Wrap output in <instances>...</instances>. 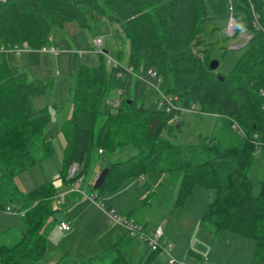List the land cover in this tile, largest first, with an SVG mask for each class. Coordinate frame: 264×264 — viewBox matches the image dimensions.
Listing matches in <instances>:
<instances>
[{
    "label": "trees",
    "instance_id": "1",
    "mask_svg": "<svg viewBox=\"0 0 264 264\" xmlns=\"http://www.w3.org/2000/svg\"><path fill=\"white\" fill-rule=\"evenodd\" d=\"M237 7L242 25L236 33L244 30L252 37L224 75L209 67L211 43L204 24L215 21L216 14L208 0H0V210L14 204L23 212L24 225L11 244L3 240L10 231L0 234V264H37L56 212L53 183L28 193L15 183L16 177L54 153L44 136L51 116L34 105L36 97L51 89V82L28 79L26 71L10 66L4 55L14 48L47 46L53 32L67 22L89 28L88 17L106 16L120 25L129 41L128 66L153 69L165 95L177 97L182 108L197 107L203 114L219 116L220 129L203 145L183 146L178 142L182 122L168 124L181 112H167L158 99L147 103L152 90L142 80L123 66L112 65L107 73L103 64L82 65L72 113L63 124L66 147L59 178L73 187L105 156L132 148L136 153L129 158L104 162L101 171L110 170L96 201L104 204V196L128 179L160 173L159 190L180 175L175 205L184 206L195 188L214 190L203 220L216 232L254 240L251 264H264V176L259 195L253 196L246 173L256 154L255 135L264 140V0H239ZM105 53H100L101 60ZM72 165L77 169L69 177ZM120 257L111 264H120Z\"/></svg>",
    "mask_w": 264,
    "mask_h": 264
},
{
    "label": "rangeland",
    "instance_id": "2",
    "mask_svg": "<svg viewBox=\"0 0 264 264\" xmlns=\"http://www.w3.org/2000/svg\"><path fill=\"white\" fill-rule=\"evenodd\" d=\"M208 4L216 14L215 21L204 24L206 39L211 43L209 57L220 63L216 72L228 75L244 52L238 49L241 45L238 48L236 45L244 43L247 34L244 30L238 34L235 32L233 37L226 33L231 4L235 7L237 27L242 25L241 11L237 7L239 0H208ZM88 23L89 28H81L76 22H67L62 28L56 29L47 44V47L58 50L55 54L23 47L19 53L7 51L4 55V60L10 66L25 70L28 79H48L51 82V89L36 97L34 105L38 109H46L51 116L44 128V136L52 143L54 153L15 179L16 185L24 193L47 182L54 185V227L48 233L44 256L37 264H111L120 256V264H141L147 260L148 264H198L197 256H211L214 252H219L223 260H228L227 264H251L255 252L254 240L227 232L216 236L213 225L202 219L205 214L202 212L215 197L214 190L198 187L185 200L184 206H176L170 203L171 195L166 193L165 188L156 189L162 174L152 173L144 179L125 180L118 190L106 194L104 204L107 206L104 209L100 207V201L95 200L99 190L94 189V184L100 173L96 179H93V173H89L73 187L72 192V186L66 185L59 178L66 147L63 124L72 112V94L81 66L95 67L103 64L109 73L113 65L109 59L112 58L124 68L131 67L127 65L129 41L120 25L108 16L101 19L88 17ZM98 39L102 40L100 47L95 45ZM103 51L107 53L101 60L100 53ZM118 51H122L120 57L117 56ZM79 53H82L81 56ZM157 99L158 94L151 91L147 103ZM179 122L183 126L178 142L186 147L198 146L217 134L221 118L201 111L182 112ZM134 152V149L128 147L120 149L118 154L99 160L102 163H96L94 170L100 172L108 159L124 160ZM73 166L69 169V177L74 174ZM246 173L252 180L253 196H258L264 176V151L253 156ZM141 194L146 195L141 202L135 203V197ZM60 202H63L61 206ZM109 205L124 220L128 205L131 208L139 207L148 215L145 221L149 230L154 231L164 225L163 241L172 245L169 254L152 255L143 238H129L127 231L110 221L106 214ZM7 206L12 211L0 210V234L10 231L3 240L11 244L24 230L21 218L23 212L18 211L14 204H4L5 208ZM65 219L72 222V227L63 232L59 225Z\"/></svg>",
    "mask_w": 264,
    "mask_h": 264
},
{
    "label": "built area",
    "instance_id": "3",
    "mask_svg": "<svg viewBox=\"0 0 264 264\" xmlns=\"http://www.w3.org/2000/svg\"><path fill=\"white\" fill-rule=\"evenodd\" d=\"M229 10H230V16L228 18L229 21H228L226 33L229 36L233 37V36H235V32L237 29V22H236V18H235V16H236L235 7L231 4ZM254 17H255V24L259 26L258 16L255 14ZM251 37H252V35L246 34L244 43L236 45V48H238V46H240V45L242 47ZM101 44H102L101 39H98L95 41L96 47H100ZM24 48L27 49V47H24ZM22 49L23 48H14L10 51L19 53ZM40 51L46 52V53H51V54H55L58 52V50L56 48L47 47V46L42 47L40 49ZM81 54L82 53H79L80 56H81ZM109 62H112V64L115 67L121 66L120 63L116 62L112 58L109 59ZM125 69L130 75L142 80L144 82L145 86L149 90H152L158 94L159 105L161 107H164L167 112H172L174 110L180 111L181 113L182 112H187V113H198L199 112L197 107H192L190 109L182 108L180 105H178L177 97H169V96L165 95L162 92V90L160 89L161 78H158L156 72L153 69H151V68L145 69L144 67H140L137 70L132 66L131 67H125ZM261 95L264 96V90H261ZM263 109H264V107H263ZM178 120H179V116L175 115L168 121V124L174 125L175 123H177ZM240 131L242 134H244L242 129ZM257 138L259 139L258 135H255V138H254L255 140L253 142L256 146L255 153H259L260 151H264V140H258ZM99 152L101 153L102 150H100ZM75 167H77V166L76 165L73 166V169H72L73 173H74ZM96 177H97V175L95 176V178ZM70 191L72 192V191H74V189H71ZM6 211L11 212L12 210L9 206H7ZM106 212H107V215H108L110 221L120 225L125 231H127V233L129 234L130 237L140 236L141 238H143L145 240V242L148 244L149 249L152 252L159 251L160 253L169 254V249H171L172 245L170 243H168L166 240L163 241V236H164L163 226L164 225H161L158 228H156V230L152 231V230L145 229V228L141 227V225L137 224L134 220L122 219L118 215V213L113 209H109ZM59 229L63 232L69 231L71 229L70 222L69 221L61 222L59 225ZM200 264H212V263L208 257H204L201 260Z\"/></svg>",
    "mask_w": 264,
    "mask_h": 264
},
{
    "label": "crops",
    "instance_id": "4",
    "mask_svg": "<svg viewBox=\"0 0 264 264\" xmlns=\"http://www.w3.org/2000/svg\"><path fill=\"white\" fill-rule=\"evenodd\" d=\"M238 49H240V48H238ZM72 113V112H71ZM71 115V114H70ZM68 118H69V116H68ZM132 148H130V150H131ZM133 150V149H132ZM119 152V151H118ZM118 152L116 153V154H118ZM125 152V151H124ZM136 152H134L132 155H134ZM132 155H130V156H132ZM129 156V157H130ZM129 157H127V158H129ZM126 158V159H127ZM125 160V159H124ZM96 163H102V161L101 162H96ZM102 169V168H101ZM99 173V171H98V169H93V179L95 178V176L97 175ZM144 178H146V177H143V178H141V179H144ZM173 179H169L167 182H166V185H165V190H166V193H168V195H171L170 196V203H174L175 204V201H176V198H177V194H178V189H179V183H180V175H175L174 177H172ZM161 179H163V175H162V178ZM161 182H162V180H160V183L158 182V184H157V186L158 185H160L161 184ZM73 187H75V186H73ZM73 187H71V189H74ZM195 190H196V188H195ZM78 192H80V191H78ZM148 193V192H147ZM144 195V196H143ZM145 195L146 194H141V195H139V196H137V197H135V203L136 202H141L142 200H143V198L145 197ZM62 203L63 202H60L59 203V205L61 206L62 205ZM100 204V203H99ZM100 207H102V208H104V206H102L101 204H100ZM127 207V206H126ZM109 208H110V205H109ZM141 208V207H140ZM105 209V208H104ZM111 209H112V207H111ZM206 210H207V208L202 212L203 214L204 213H206ZM106 211H107V209H106ZM106 214H107V212H106ZM202 214V215H203ZM126 219H129V220H134L137 224H139V225H141V227H143V228H145V229H148L147 228V222L145 221L146 220V218H147V214L145 213V211H143L142 209H139V207H137V208H131V207H129V205H128V207H127V209H126ZM205 215V214H204ZM197 218H199V216L197 217ZM203 219V218H202ZM65 221H68L67 219H65ZM63 222V221H62ZM69 222H70V220H69ZM163 223H164V221H163ZM70 224L72 225V222H70ZM72 227V226H71ZM121 227V226H120ZM53 229V228H52ZM51 229V230H52ZM123 229V228H122ZM223 232H225V231H219V232H216L215 231V235L216 236H218L219 234H222ZM228 233V232H227ZM231 234V233H230ZM222 236H224V235H222ZM202 249V251L203 250H206L205 248H201ZM207 251V250H206ZM206 251H204V252H206ZM210 253V252H209ZM219 252H214V253H212V255L211 256H208L207 254L205 255V257H208L209 259H210V261H211V263L212 264H227L228 262V260L226 261V260H223L222 259V257H220L219 256ZM197 257H199L198 258V261H197V263L198 264H200V261H201V259L202 258H204V257H202V256H197Z\"/></svg>",
    "mask_w": 264,
    "mask_h": 264
},
{
    "label": "water",
    "instance_id": "5",
    "mask_svg": "<svg viewBox=\"0 0 264 264\" xmlns=\"http://www.w3.org/2000/svg\"><path fill=\"white\" fill-rule=\"evenodd\" d=\"M219 64L220 63H219L218 60H211L209 67H210V69L212 71H216L218 69V67H219ZM219 77L221 79H223V77H221L220 75H219ZM109 170L110 169L107 167V168H105V169H103L101 171V173L99 174L97 180L95 181L94 189H99V187L104 183V181H105V179H106V177H107V175L109 173Z\"/></svg>",
    "mask_w": 264,
    "mask_h": 264
},
{
    "label": "bare ground",
    "instance_id": "6",
    "mask_svg": "<svg viewBox=\"0 0 264 264\" xmlns=\"http://www.w3.org/2000/svg\"><path fill=\"white\" fill-rule=\"evenodd\" d=\"M96 178H97V177H96ZM96 178H95V179H96ZM96 180H97V179H96Z\"/></svg>",
    "mask_w": 264,
    "mask_h": 264
}]
</instances>
